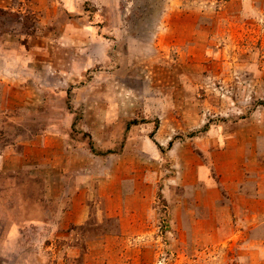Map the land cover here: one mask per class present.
Returning a JSON list of instances; mask_svg holds the SVG:
<instances>
[{"label":"rangeland","instance_id":"rangeland-1","mask_svg":"<svg viewBox=\"0 0 264 264\" xmlns=\"http://www.w3.org/2000/svg\"><path fill=\"white\" fill-rule=\"evenodd\" d=\"M0 264H264V0H0Z\"/></svg>","mask_w":264,"mask_h":264},{"label":"crops","instance_id":"crops-1","mask_svg":"<svg viewBox=\"0 0 264 264\" xmlns=\"http://www.w3.org/2000/svg\"><path fill=\"white\" fill-rule=\"evenodd\" d=\"M54 161H55V158H54ZM53 161V162H54ZM44 165H45V163H39V166L41 167V168H39V176H43V174H45L46 173V170H45V167H44ZM46 169H47V167H46ZM47 172H50V174H52V175H55V176H59V172H60V170H59V168H57V169H54L53 167H52V169L49 171H47ZM48 174V173H47Z\"/></svg>","mask_w":264,"mask_h":264}]
</instances>
